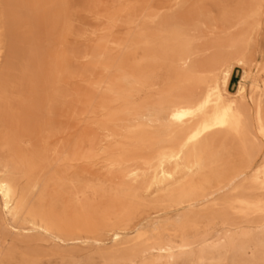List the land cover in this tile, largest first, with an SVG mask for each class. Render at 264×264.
<instances>
[{
	"label": "rangeland",
	"instance_id": "rangeland-1",
	"mask_svg": "<svg viewBox=\"0 0 264 264\" xmlns=\"http://www.w3.org/2000/svg\"><path fill=\"white\" fill-rule=\"evenodd\" d=\"M263 130L264 0H0V264H264Z\"/></svg>",
	"mask_w": 264,
	"mask_h": 264
},
{
	"label": "bare ground",
	"instance_id": "bare-ground-1",
	"mask_svg": "<svg viewBox=\"0 0 264 264\" xmlns=\"http://www.w3.org/2000/svg\"><path fill=\"white\" fill-rule=\"evenodd\" d=\"M233 64L234 63L232 62L231 63L224 62L217 68V71L222 78V83H223L222 86L225 90L228 86L232 74ZM242 87L243 86H241L240 91L238 92H242L243 90ZM212 96L215 102H217V100L219 101L221 95L218 92L217 87L213 89ZM188 114L189 112L186 111L177 112L178 119L181 121ZM203 116H206V114L204 113ZM211 116L212 117L209 120H202L196 122L195 129L193 130V132L190 133V137L185 144H182L180 146H174L171 147L170 149H167L165 147L161 148L157 156V161L162 168L159 173H155L153 175V182L155 184L161 182V180L164 178H174L176 174L183 168L187 169L190 172H196L202 168V165L197 155L198 147L195 144L197 138L202 133H204L205 130L214 126H224L236 130L238 133H243L245 131V125L242 116L239 113H236V111L231 109V107L229 106L220 108L219 104L216 103L215 110L213 111ZM139 118L145 120V122L148 121L150 124V122H153L155 120L160 122L165 121L167 119V115L164 111L160 109L147 108L139 116ZM190 142L194 143V151H195V155L192 156L191 158H189V153H188ZM12 189L10 187V184L5 179L0 178V196H1L0 198L2 199L4 209L6 210V213L9 216L15 217L20 212V206L13 199Z\"/></svg>",
	"mask_w": 264,
	"mask_h": 264
}]
</instances>
